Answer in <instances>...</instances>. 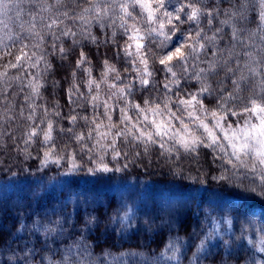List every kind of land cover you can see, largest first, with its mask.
Instances as JSON below:
<instances>
[{
	"label": "snow or ice",
	"instance_id": "snow-or-ice-1",
	"mask_svg": "<svg viewBox=\"0 0 264 264\" xmlns=\"http://www.w3.org/2000/svg\"><path fill=\"white\" fill-rule=\"evenodd\" d=\"M25 3L30 6L27 13ZM13 11L19 23L10 27L4 18L12 21ZM250 11L255 13V27L247 29L243 24L248 21ZM25 14L29 17L26 21ZM220 15L219 5L209 0H175L174 4L170 0H0V104L7 105L0 113V127L22 122L18 124L21 134L16 149L25 160H33V164L21 171L29 173L34 168L40 173L24 175L22 179L14 173L13 177L18 183H34L46 193L58 191L63 199L57 207L62 211L72 204L78 220L80 205H85L79 235L65 249L61 260L42 256L40 264H120L106 250L93 259L88 236L99 226L105 212L97 199L88 213L83 192L98 191L109 184L119 188L120 184L112 182V175L126 172L154 145L159 146L162 156L167 154L171 159L175 153L177 161L183 158L181 153L197 159L201 149H211L216 168L209 165L207 172L197 170V176L188 177L194 182L199 179L198 186L180 183L161 194L166 204L177 206L169 209L172 215L167 222L178 225L186 238L169 237L165 247L155 255L140 251L127 254L139 257V264H183L182 257L195 246L189 264H202L204 259L220 255L221 248L223 264H229L232 258H238L239 264H264V0H236L223 10L224 18L216 26ZM94 24L100 29H112L105 42L116 46L117 57L122 52L130 59L136 73L133 80L125 83L126 74L122 75L108 59L102 62L100 77L93 76L82 42L100 43L92 31ZM186 24L195 27L185 30ZM225 25L230 31L225 32ZM117 29L126 37L123 45L116 39ZM69 38L71 45L65 47ZM149 39L152 47L146 43ZM78 45L81 51L71 72L67 100L71 104L79 100L81 108L91 105L92 113L81 116L73 108L65 116L58 110V101L51 108L37 101L43 99L44 77L53 69L49 57L58 56L65 61ZM201 64L206 67H200ZM177 68L179 73L174 70ZM78 70L88 79L78 81ZM157 72L165 74L158 84ZM185 81L195 83L182 86ZM58 83L53 81L54 85ZM137 83L143 92L153 88L159 93L163 89V95L143 96L141 92L143 99L137 102L133 99ZM83 88L88 89L87 94ZM19 95H23V103L17 111L14 99ZM113 97L117 102L110 103ZM101 108L103 111H99ZM116 108L118 119L113 116ZM185 115L203 130L202 134L185 123ZM61 120L71 127L60 125ZM81 120L84 124L77 131ZM174 120L178 125L172 123ZM6 134L16 140L11 126L7 132L0 131V141ZM60 136H67L74 143L61 147L57 143ZM34 145L38 146L35 157L30 151ZM123 147L142 148L143 152L124 151ZM78 152L86 153L87 161ZM171 171L181 181L185 178L183 169ZM144 195L140 193L138 199ZM151 195L154 197L156 193ZM157 203L153 198L154 208ZM192 203L197 208L200 204L210 205L204 209L202 220L199 212L178 211L179 207ZM107 206L113 214L108 217L105 231L117 224L118 234L126 236L133 231L137 218L135 203L121 200L117 204L109 197ZM144 206L147 209V201ZM121 208L125 209L122 214ZM256 208L261 210L259 220ZM216 209L223 211L214 215ZM51 215L56 219L47 223L36 219L29 228L30 233L43 232L41 249L49 240L55 243L64 237L66 225L76 228L71 212L58 215L51 210ZM197 222L199 233L194 227ZM23 228L28 226L21 223L17 231ZM30 242H25L22 257L13 250L5 260L3 253L8 249L0 232V264H30V257L34 259L37 254L34 245L28 247ZM95 243L99 244V237ZM241 252L245 253L243 257Z\"/></svg>",
	"mask_w": 264,
	"mask_h": 264
},
{
	"label": "trees",
	"instance_id": "trees-1",
	"mask_svg": "<svg viewBox=\"0 0 264 264\" xmlns=\"http://www.w3.org/2000/svg\"><path fill=\"white\" fill-rule=\"evenodd\" d=\"M209 2L218 4L221 10V15L216 21V26L219 25V19H223V10L230 7V5L235 4L236 0H209ZM170 3L174 4L175 0H170ZM139 11V9H137ZM27 13V12H25ZM26 15V14H25ZM254 12H249V19L244 24L248 29L255 27L254 22ZM206 24V21H205ZM194 28V25H184L183 28L187 30L188 28ZM225 32L230 31V29L224 28ZM96 31V35L99 38V44H93L90 42H82L83 50L87 53L88 60L91 62V67L93 69V76L99 78L101 72L103 71V61L108 59L111 64H114L116 68L120 71L122 75L127 76V81L133 80L136 73L131 68L130 59H126L123 53H120V56H116L118 51L116 46L105 42L106 37L111 36L112 29H102L100 32ZM118 35L116 37L118 43L123 45L126 37L120 35V30L117 29ZM209 34H211L209 32ZM227 38H225V42ZM148 47L153 46L151 39L146 41ZM71 45V39L67 40L65 47ZM81 47L78 45L75 47V50L72 52L71 56L65 60L61 61L57 57H49L53 69L44 77V86L41 88V93L43 99L38 100L37 102L41 105H47L51 108L56 102H59V111L65 116L70 113V109H75L81 116L91 115L92 107L91 105L85 104L84 108L79 107L81 103L77 100L76 104H71L67 100L66 90L69 87V84L72 82L71 72L75 67V61L79 57V52ZM191 64V61L189 62ZM89 65H85L88 67ZM205 64H201L200 67H204ZM41 67H43L41 65ZM128 70L125 73V70ZM178 73L180 69H174ZM160 72L156 73V83L163 79V76ZM78 81H84L88 79L85 73L82 70H78ZM53 81H58L57 85L53 84ZM188 83H195L194 81H185L182 83V86H186ZM122 86V85H121ZM86 94L88 93L87 88L82 89ZM12 91V90H9ZM103 91L106 93L108 91L107 86L105 85ZM143 89L137 83L134 90L133 99L137 102H140L143 97L141 96ZM156 96L163 95V89H160V92L157 93L156 89L150 88L147 92H143V96ZM105 97L101 96V100ZM12 99V97H10ZM14 102L17 105V111L19 105L23 103V95L16 96ZM117 102L116 97H113V101L110 103ZM7 105L0 104V113L3 112L4 108ZM103 111V109H99ZM27 114V109H26ZM114 119L119 118L118 108L113 109ZM185 123H188L192 128H194L198 133H203L202 129H199L197 125L185 115ZM39 123V121H36ZM22 122L12 123L11 125L5 123L0 127V131L7 132L9 126L14 131L16 140L10 139L11 134H6L3 136L2 141H0V232L4 234V246L8 249L3 253V258L7 260L8 256L11 255L14 250L17 256L22 257V249H24L25 242L31 241L28 244V247L36 248L37 254L35 258L30 257V264H40L42 256H51L54 261H60L62 255L65 253V249L72 244V241L75 240L76 236L79 235V230L82 227L83 216L85 215V205H80V216L81 219H77L75 215V207L72 204H68L66 208L62 211L57 207L60 199L59 192H43L40 187L34 183H18L16 178L13 177V174H16V177L22 179L24 175H40L39 172H36L34 168H30L29 173H23L21 169L23 167H29L33 164V160H25L22 155L17 152L16 145L20 143V134L21 129L18 127V124ZM64 127H71L66 120H61L58 122ZM172 123L178 125V121H172ZM84 122L78 121L77 131H80ZM57 143L63 147L65 144L71 146L74 142L69 140L67 136L57 137ZM23 147V145H20ZM38 146L34 145L30 151H32L33 157L36 156V151ZM124 151L143 152L142 148H127L123 147ZM78 151V147H77ZM161 149L158 145H154L152 149L147 153L135 160L134 164H131L129 168L124 173H116L112 175V182L118 183L121 186L119 188L111 186H101L98 191H84L83 199L87 202V211L88 213L92 212V209L96 206L95 201L99 199L101 206L105 212L104 216L100 217L99 226L92 231L88 236V242L91 244V251L93 252V259L96 256L105 250L110 252L112 257L117 256H129L127 253L130 251H140L145 252L149 255L158 254L164 247L169 237L180 236L186 238V233L181 230L178 225H170L167 221L172 213L169 209H177L175 204L168 202L166 204L165 200L162 198L161 194L167 193L170 189L176 188L180 183L185 184H195L199 185L200 181L197 179L195 182L189 179V176H197V170L200 172H207L208 166L211 165L213 168H216V164H212V150L211 149H201V154L197 159H193L191 155L181 153L182 159L179 161L176 160L175 153L172 154L171 159L167 154L161 155ZM78 155L83 156V160L87 161V154H81L78 152ZM110 160V156L107 158ZM207 161V162H205ZM175 162V163H173ZM120 163H123L121 161ZM219 162L217 161V164ZM36 166H39V161H35ZM55 170V166H52ZM181 168L183 169L184 179L181 181L180 177L172 174L171 169ZM62 170V169H61ZM54 174V172L49 173ZM83 174V173H82ZM127 182V183H125ZM83 190V185L81 190ZM140 193H144V196L139 197ZM156 193L153 197L151 194ZM111 197L117 201L127 200L129 204L135 203L137 208V218L133 221L134 229L133 231L128 232L126 236L118 234L119 224L114 227L109 226L105 231L106 225L109 224L108 217L113 214L111 208L107 206V200ZM155 199L158 203L154 208L152 206V199ZM144 201H147V209L144 206ZM210 207L207 204H200L197 208L196 204L192 203L178 208V211L181 213H192L199 212L201 215L199 219H203V211L205 208ZM51 210H55L58 215H66L71 212L73 214L72 219L76 224V228L72 229L70 225H66L65 236L57 239L55 243L51 240L46 244L44 249H41V244L44 243L43 232L40 233H30L29 228L32 226L34 220L39 219L41 223H47L49 220H55L56 216L51 215ZM125 209L121 208V214ZM46 211L48 214L46 215ZM222 209H216L213 213L222 212ZM256 218L259 220L261 215V210L259 208L255 209ZM148 221V223H145ZM21 223L28 226V228H23L21 231L17 229L21 228ZM194 227L197 232H200V224L197 222ZM224 228H227V225H223ZM134 232V234H133ZM68 233H71L69 236ZM15 234V235H13ZM236 234L239 235V224L236 225ZM37 236L40 239L37 241ZM99 237V244L95 243L96 238ZM227 239V237H225ZM52 249V251H48ZM183 251V249H182ZM195 251V246L189 249L182 260L185 264H189V259L192 256V252ZM220 255L215 257H209L202 261V264H223L224 256L223 249H219ZM245 253L241 252L243 257ZM261 255V254H257ZM186 257V258H185ZM103 259V257H101ZM111 258V257H109ZM128 260L133 261L136 264H139V257H127ZM229 264H239L238 258L229 259Z\"/></svg>",
	"mask_w": 264,
	"mask_h": 264
},
{
	"label": "rangeland",
	"instance_id": "rangeland-1",
	"mask_svg": "<svg viewBox=\"0 0 264 264\" xmlns=\"http://www.w3.org/2000/svg\"><path fill=\"white\" fill-rule=\"evenodd\" d=\"M23 7H24V9H25V12H27L28 10H29V8H30V6L27 4V3H25L24 5H23ZM11 15H12V17H13V20L12 21H8V18L7 17H5L4 19H5V21L6 22H8L9 23V26L10 27H15V24H17V23H19V21H16L15 20V11H13V13H11ZM28 16L27 15H24L23 16V19L26 21V20H28ZM243 26L245 27V28H247V26L245 25V24H243ZM224 28H226V29H228L229 27L227 26V25H225V26H223ZM230 29V28H229ZM248 29V28H247ZM18 30V29H17ZM95 30H98V32H100V28L98 27V26H96L95 24L93 25V27H92V31H93V33L96 35V31ZM103 30L104 29H102V32H103ZM83 42H88V41H83ZM227 43V41L225 42V44ZM257 43H259V41H258V38H257ZM224 46V44H222L221 45V47H223ZM204 67H206V65L204 66ZM204 67H202V68H204ZM221 75H222V73H221ZM213 84H214V86H215V81L213 80ZM127 257H130V256H124V257H122V256H117V259L120 261V264H136V263H134L133 261H130V260H128V258ZM183 264H185L184 262H183Z\"/></svg>",
	"mask_w": 264,
	"mask_h": 264
}]
</instances>
